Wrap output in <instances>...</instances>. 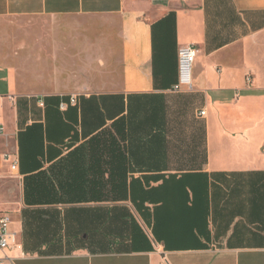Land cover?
Masks as SVG:
<instances>
[{"label":"crops","instance_id":"1","mask_svg":"<svg viewBox=\"0 0 264 264\" xmlns=\"http://www.w3.org/2000/svg\"><path fill=\"white\" fill-rule=\"evenodd\" d=\"M97 15L120 18V79L105 89L17 94L0 65L17 96L0 106L3 140L20 159V206L0 208L9 255L264 264V0H0V18ZM185 44L199 49L193 86L175 91Z\"/></svg>","mask_w":264,"mask_h":264},{"label":"rangeland","instance_id":"2","mask_svg":"<svg viewBox=\"0 0 264 264\" xmlns=\"http://www.w3.org/2000/svg\"><path fill=\"white\" fill-rule=\"evenodd\" d=\"M119 24V17L106 15L0 18V65L14 73L17 94L66 95L105 89L106 83L120 79L119 53L113 51V44L117 49L120 45ZM6 91V85L0 84V95ZM10 128L7 122L6 131ZM14 152L12 138L4 139L0 208L13 216L20 206L21 189L4 155Z\"/></svg>","mask_w":264,"mask_h":264},{"label":"built area","instance_id":"3","mask_svg":"<svg viewBox=\"0 0 264 264\" xmlns=\"http://www.w3.org/2000/svg\"><path fill=\"white\" fill-rule=\"evenodd\" d=\"M199 49L195 44H185L180 46L178 52L179 60V81L174 85L175 91L183 87L192 88L193 86V68L198 56ZM17 96L15 94L0 95V106L5 103L14 105ZM75 101V97L72 98ZM41 106L44 105L43 99L39 100ZM201 116L206 115V110L200 111ZM7 136L6 125L0 117V141ZM9 162L12 171H18L20 159L16 152L4 155ZM16 245L13 232L11 230V216L8 212L0 210V264H16L15 258L9 255V251ZM166 260V264H169Z\"/></svg>","mask_w":264,"mask_h":264},{"label":"trees","instance_id":"4","mask_svg":"<svg viewBox=\"0 0 264 264\" xmlns=\"http://www.w3.org/2000/svg\"><path fill=\"white\" fill-rule=\"evenodd\" d=\"M90 146L96 148H105V140L99 139V137H94L90 140Z\"/></svg>","mask_w":264,"mask_h":264}]
</instances>
